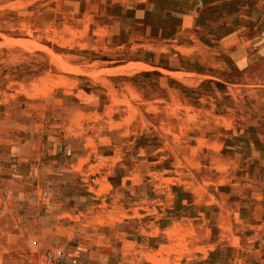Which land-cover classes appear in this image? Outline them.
<instances>
[{"label":"rangeland","instance_id":"374dc122","mask_svg":"<svg viewBox=\"0 0 264 264\" xmlns=\"http://www.w3.org/2000/svg\"><path fill=\"white\" fill-rule=\"evenodd\" d=\"M231 34L245 60L220 68ZM124 179L139 204L121 221L109 197ZM47 248L264 264V0H0V264Z\"/></svg>","mask_w":264,"mask_h":264},{"label":"crops","instance_id":"0c3cea01","mask_svg":"<svg viewBox=\"0 0 264 264\" xmlns=\"http://www.w3.org/2000/svg\"><path fill=\"white\" fill-rule=\"evenodd\" d=\"M134 10L139 18H143L144 6L142 4V1H140V3L136 2L134 6ZM194 19H195L194 16H191L189 13L184 14L183 15V25H182V28H179L178 33H181L180 31L181 29L184 31L186 27L189 26ZM235 38H236V35L231 34L224 38L220 37V39L216 41L217 44L215 45V50L213 53V57L216 61V66L218 64V66L222 68L224 55L229 56L232 60H234L238 64L243 63V60H245L243 56L244 52L240 49V47L238 48L235 45ZM247 44H248V48H246V59H247L246 62L249 63L252 61V59H254L255 53H258V52L255 51L256 50L255 46H252L253 41H252V45L249 46V41ZM173 46L176 50H179L180 52L183 53V58L186 64H187V61L194 62L196 58H201L199 54L193 53V47H195V44H192L186 41H182V42L177 41L173 44ZM189 51L190 53H187ZM126 188H127V185L124 179V182L121 186H119L118 188H115V187L112 188L113 191L121 192L122 197H120V199H116L114 195L112 197H109V208H110L109 211L111 212V214L118 212L119 214L124 215V217L120 218L121 221L122 220L125 221L127 218H130L131 215L136 216V212L138 210L137 204H139L137 200L133 201L129 199L128 197H126V194H125ZM87 202H88V199H84V204H87ZM155 202L159 203L160 199L155 200ZM174 202L175 201L172 200L171 204L173 205ZM167 204L169 203L167 202ZM158 208L159 209H157V212L160 213V217H161V215H164V212L160 207ZM157 218H159V216H157ZM120 219L119 220L111 219L110 221L108 220L106 223H104V226L108 227V230L106 232L115 233L116 227L120 223ZM152 225L154 226V228L159 229L160 227V223L158 221L157 222L153 221ZM166 264H176V261L174 259L170 261L168 260Z\"/></svg>","mask_w":264,"mask_h":264},{"label":"built area","instance_id":"2783aa9c","mask_svg":"<svg viewBox=\"0 0 264 264\" xmlns=\"http://www.w3.org/2000/svg\"><path fill=\"white\" fill-rule=\"evenodd\" d=\"M37 264H79L78 258L68 254L63 249L47 248L42 251L41 259Z\"/></svg>","mask_w":264,"mask_h":264}]
</instances>
